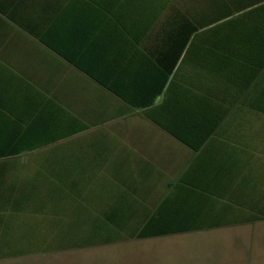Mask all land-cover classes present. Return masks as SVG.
I'll use <instances>...</instances> for the list:
<instances>
[{"label":"crops","instance_id":"obj_1","mask_svg":"<svg viewBox=\"0 0 264 264\" xmlns=\"http://www.w3.org/2000/svg\"><path fill=\"white\" fill-rule=\"evenodd\" d=\"M191 5L0 0V147L11 154L0 161L33 171L40 162L76 160L86 184L117 178L114 197L127 198L125 207L154 209L206 168L198 163L257 158L264 68L244 91L225 84L233 88L212 94L220 87L212 46L178 40L179 10ZM181 104L187 113L215 106L227 115L213 130L202 120L173 121Z\"/></svg>","mask_w":264,"mask_h":264},{"label":"trees","instance_id":"obj_2","mask_svg":"<svg viewBox=\"0 0 264 264\" xmlns=\"http://www.w3.org/2000/svg\"><path fill=\"white\" fill-rule=\"evenodd\" d=\"M191 7L193 11L180 9L178 13L180 44L184 46L193 41L209 42L212 46L209 50L211 71H218L212 78L217 77L220 86L212 87V94L218 96L219 92L233 86L234 90L242 88L244 91L251 85V79L253 82L264 68V0H192ZM182 49L180 47V53ZM225 84L233 86L221 88ZM259 86L262 89L255 107L264 113V75L259 77ZM182 106L177 108L173 121L202 120L211 123L212 130L227 115L215 106L202 114L187 113L188 110ZM156 121L167 127L161 120ZM176 135L187 143L183 135ZM37 147L40 146H27L25 150ZM21 149L24 148L19 152ZM10 155L0 147V158ZM254 161V158H244L242 161L198 163L206 168L193 170V177L182 179L154 209L128 208L124 202H115L109 209H104V218L94 217L92 224L78 225V238L59 240L58 244L48 248H82L262 221L264 166L263 175L256 178ZM39 164L31 171L30 166H22L20 162L0 161V231L2 227L9 228L16 214L31 215L41 211L50 196L59 198V203L64 194L83 197L84 194L78 192V183L83 181V178H78V161H45ZM256 179L255 189L253 183ZM51 201L58 203V199ZM4 246L10 248V243H0V250L5 249L1 248ZM18 251L22 255L31 253L24 249ZM15 254V251L3 250L0 251V259Z\"/></svg>","mask_w":264,"mask_h":264},{"label":"rangeland","instance_id":"obj_3","mask_svg":"<svg viewBox=\"0 0 264 264\" xmlns=\"http://www.w3.org/2000/svg\"><path fill=\"white\" fill-rule=\"evenodd\" d=\"M258 124L256 178L263 175L264 113L259 114ZM89 179L87 184L81 183L80 189L87 191L83 197L64 194L59 203V198L50 196L41 211L31 215L16 214L9 228L2 227L0 243L7 241L10 248L4 246L0 251H15L16 254L0 259V264H264V220L82 248H48L59 240L78 238V225L92 224L94 217L104 218L106 207L127 200L121 195L114 197L118 186L122 187L119 179ZM257 184L256 179L255 189ZM50 199H58V203ZM20 249L31 253L19 254Z\"/></svg>","mask_w":264,"mask_h":264}]
</instances>
